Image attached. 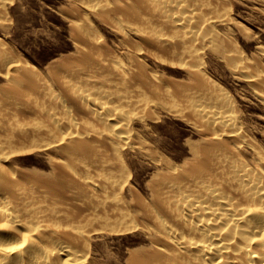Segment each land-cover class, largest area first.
I'll list each match as a JSON object with an SVG mask.
<instances>
[{
  "label": "bare ground",
  "instance_id": "obj_1",
  "mask_svg": "<svg viewBox=\"0 0 264 264\" xmlns=\"http://www.w3.org/2000/svg\"><path fill=\"white\" fill-rule=\"evenodd\" d=\"M166 1L135 0L146 5L147 11L140 5L101 11L102 19L121 33L120 42L133 51L129 65L115 48L101 41L87 21H72L77 53L49 64L48 80L25 65L15 74L14 70L13 76L4 72L9 88L0 89V264H85L91 230L73 225L78 220L75 212H65L67 219L59 221L53 212L57 209L48 202L65 185L78 182L86 186L88 195L113 188L120 197V180L127 178L122 149L140 145L131 139V121L144 119L147 107L159 97L176 96L156 73L138 64L135 55L166 57L168 62L178 55L193 58L205 41L214 40L205 37L211 27L207 24L200 36L186 33L183 22L188 20L171 18ZM142 13L167 18L151 26ZM118 15L123 19L114 18ZM154 26L166 31L154 30ZM229 52L225 50L223 58L250 82L264 103V73L254 68L245 74L249 68L245 60L238 51H232L233 56ZM124 87L133 90L131 98L119 92ZM191 93L187 88L180 96L191 102ZM107 97L146 112L118 108L108 104ZM198 102L190 105L201 124L211 130L206 144L198 143L192 149L193 158L181 166L163 162L168 171L152 188L150 201L137 199L134 209L127 208L121 198L107 205L109 227L105 231L122 233L138 227L152 234L150 248L130 251L127 264H264V149L242 132L230 102ZM34 150L48 155L49 177H29L6 165L14 155ZM143 153L158 161L155 150Z\"/></svg>",
  "mask_w": 264,
  "mask_h": 264
},
{
  "label": "rangeland",
  "instance_id": "obj_2",
  "mask_svg": "<svg viewBox=\"0 0 264 264\" xmlns=\"http://www.w3.org/2000/svg\"><path fill=\"white\" fill-rule=\"evenodd\" d=\"M165 3L169 5L171 18L175 19L181 16L182 22L185 20L184 18L188 20V22H183L186 33L200 36L206 27L211 26L209 27L210 33L205 37L210 38L211 36L214 40L210 44L205 41L204 46L195 51L197 54L194 52L197 57L194 55L193 58L186 57V59H191L187 60L188 62L183 57L181 59L180 55H178L179 57L175 56L177 59L171 56L174 57L175 62L171 57L170 60L173 59V61L168 62L166 57L163 61L153 59L145 53L135 55L138 64L142 63L141 65H145L148 72L156 73L160 81L166 84L164 86L172 93L174 91L173 94L176 93L178 96H161V98L155 99L156 103L152 101L151 106L147 107V110H151L147 114H145L146 111L138 112L137 109H140L138 106L123 105V102L110 99V96H108L110 98L107 97L108 104L113 103L114 106L122 107L121 109L126 111L133 108L129 110L137 111L136 114H145L144 119L133 118L131 121V134L133 135H131V139L140 145H136L138 148L136 146L133 148L124 147L121 152L127 178H119L123 183V188L119 193L120 197L116 196L117 192L113 188H108L101 195L94 196V193L88 195L84 188L86 186L78 182L75 183L76 185L74 183L69 186L65 185L62 190H59L58 195L52 196L53 202H48L50 208L53 205L57 209L53 212L56 211V214L59 215V221L65 220V212H75L78 214V220L75 219L73 225L80 226L86 231L91 230L90 252L85 264H127L126 260L130 251L150 248L151 242L149 241H151L152 234L150 235L138 227L122 233L105 231L109 227L107 205L113 198H121L127 203V208L134 209L137 199L150 201L153 198L152 188L168 171L163 162L169 161L170 164L181 166L193 158L192 149L196 145L206 144L208 132L211 130L204 127L205 124H201L203 122L198 114L194 115L191 110L194 105L191 106V102L197 104L200 101L201 104H205L207 101L208 104L211 101L209 102V104L212 103L211 105L217 101L218 104H223L221 102L223 100L225 103L230 102L229 104H232L230 108L232 113L234 112L242 132L249 140L251 139V142L253 141L252 143L258 144L264 149V103L258 96L259 93H255L250 82L239 76V73L223 58L227 49L231 51L229 52L231 55L232 51H238L249 66L245 74L252 73L254 68L264 73V0H167ZM117 5L127 7H139L140 5L146 11L148 10L146 5L138 4L135 0H0V89L7 91V87L9 88L5 71L13 76L17 68L25 65L48 80L46 76L49 64H56L64 57L75 56L77 52L72 39L74 36L72 21H87V24L94 27L93 30L101 41L107 42V45L115 48L123 62L129 65L128 61H131L130 55L132 57L131 52L133 51L120 42L122 41L121 33L115 31L106 20L102 19L104 14L101 11H109ZM102 7L104 9L100 10ZM141 15L142 19L145 20L146 17L151 22L150 25L160 22L162 24L167 18L165 15V18H162L164 16L159 15L158 17L156 16L158 14L154 15L153 13H142ZM122 17L124 16H114L121 20ZM130 20L132 19L130 18ZM152 28L154 30L159 28L162 32L165 30L161 27L156 29L155 26ZM131 36L136 35L131 34ZM218 45L220 46L218 47ZM183 60L187 64L186 62L183 64ZM188 64L198 65L191 67ZM13 72L14 74H12ZM197 74H200L202 78ZM107 88L111 89L112 87ZM187 88L189 94L190 92L192 95L194 93V96H189L191 102L186 98L191 108L186 104L184 97L180 96ZM120 91L124 92L127 98L133 96V90L126 87L123 90L119 89ZM195 101L197 102L195 103ZM140 146L144 150L139 148ZM145 150H155L158 161L155 162L144 154ZM6 165L29 177L31 175V177L45 178L49 177L52 172L48 155L39 150L16 154L10 158ZM77 188L78 190H76ZM97 202L103 206L101 204L99 206ZM136 220L141 221V219ZM94 228L103 230L92 231Z\"/></svg>",
  "mask_w": 264,
  "mask_h": 264
}]
</instances>
